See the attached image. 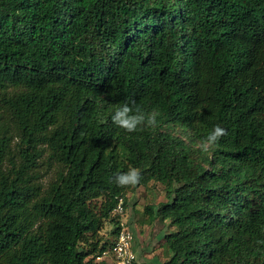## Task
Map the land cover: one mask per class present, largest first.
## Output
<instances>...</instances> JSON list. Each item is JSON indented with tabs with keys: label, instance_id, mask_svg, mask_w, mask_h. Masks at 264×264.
<instances>
[{
	"label": "trees",
	"instance_id": "1",
	"mask_svg": "<svg viewBox=\"0 0 264 264\" xmlns=\"http://www.w3.org/2000/svg\"><path fill=\"white\" fill-rule=\"evenodd\" d=\"M132 167L161 264H264V0H0V264H112Z\"/></svg>",
	"mask_w": 264,
	"mask_h": 264
},
{
	"label": "rangeland",
	"instance_id": "2",
	"mask_svg": "<svg viewBox=\"0 0 264 264\" xmlns=\"http://www.w3.org/2000/svg\"><path fill=\"white\" fill-rule=\"evenodd\" d=\"M165 201V190L159 183L132 188L127 193L126 210L118 219L134 237L133 252L138 264H161L167 258L163 250V241L164 235L171 229L167 226V222L149 223L144 214L146 206ZM111 229L112 227L106 222L100 235L104 238L108 237ZM106 261L112 263V257L107 256Z\"/></svg>",
	"mask_w": 264,
	"mask_h": 264
},
{
	"label": "clouds",
	"instance_id": "3",
	"mask_svg": "<svg viewBox=\"0 0 264 264\" xmlns=\"http://www.w3.org/2000/svg\"><path fill=\"white\" fill-rule=\"evenodd\" d=\"M158 113L143 112L135 101L124 102L111 115V122L118 129L127 134H133L144 129H154L157 126ZM227 135V131L220 125L214 126L199 142V150L204 153L211 151L218 145L222 137ZM141 170L138 168H129L128 171L115 175L113 182L120 188H134L142 180Z\"/></svg>",
	"mask_w": 264,
	"mask_h": 264
},
{
	"label": "built area",
	"instance_id": "4",
	"mask_svg": "<svg viewBox=\"0 0 264 264\" xmlns=\"http://www.w3.org/2000/svg\"><path fill=\"white\" fill-rule=\"evenodd\" d=\"M113 213L118 216L124 213L122 198L118 199ZM119 226L115 243L107 256L112 257V264H138L133 252L134 237L124 224L120 223Z\"/></svg>",
	"mask_w": 264,
	"mask_h": 264
}]
</instances>
